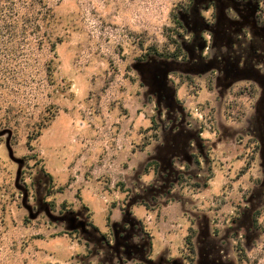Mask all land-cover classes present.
<instances>
[{
  "label": "rangeland",
  "instance_id": "rangeland-1",
  "mask_svg": "<svg viewBox=\"0 0 264 264\" xmlns=\"http://www.w3.org/2000/svg\"><path fill=\"white\" fill-rule=\"evenodd\" d=\"M45 1L55 54L0 37V264H264L255 0Z\"/></svg>",
  "mask_w": 264,
  "mask_h": 264
},
{
  "label": "trees",
  "instance_id": "trees-1",
  "mask_svg": "<svg viewBox=\"0 0 264 264\" xmlns=\"http://www.w3.org/2000/svg\"><path fill=\"white\" fill-rule=\"evenodd\" d=\"M256 1L263 12L261 1ZM178 22L185 27L183 22ZM59 23L60 18L45 0H0V37L4 38L6 34L11 36L10 38L13 39L22 56L26 55L27 47L36 49L35 53H37L45 45L55 54L57 44L63 41V35L59 31ZM7 41L9 42V40ZM156 52L162 56L176 59L187 57L186 51L178 44L173 52ZM52 61L53 59H49L47 62V73L50 76L52 75ZM40 135L41 132L39 131L38 136ZM30 142L31 139L29 144H31ZM48 174L52 178V175ZM190 251V254L194 253L193 245H190Z\"/></svg>",
  "mask_w": 264,
  "mask_h": 264
},
{
  "label": "flooded vegetation",
  "instance_id": "flooded-vegetation-1",
  "mask_svg": "<svg viewBox=\"0 0 264 264\" xmlns=\"http://www.w3.org/2000/svg\"><path fill=\"white\" fill-rule=\"evenodd\" d=\"M211 4L213 6V10L214 12L212 13L213 18L210 20H207L208 24H213L214 23V20L215 17H216V2L213 0L211 1ZM255 4H256V11H255V19H254V23L258 26H264V14L262 12V10L260 9L259 7V3L255 0ZM189 59V56L187 54V57L185 59H181L183 61H187ZM196 260V249H195V246H194V253L192 254V257H191V263L190 264H195V261Z\"/></svg>",
  "mask_w": 264,
  "mask_h": 264
}]
</instances>
